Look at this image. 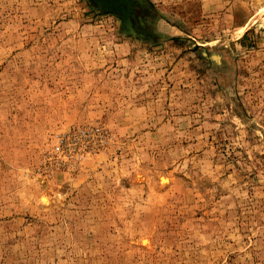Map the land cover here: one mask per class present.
<instances>
[{
  "label": "rangeland",
  "instance_id": "obj_1",
  "mask_svg": "<svg viewBox=\"0 0 264 264\" xmlns=\"http://www.w3.org/2000/svg\"><path fill=\"white\" fill-rule=\"evenodd\" d=\"M129 1L0 0V264H264V0Z\"/></svg>",
  "mask_w": 264,
  "mask_h": 264
},
{
  "label": "bare ground",
  "instance_id": "obj_2",
  "mask_svg": "<svg viewBox=\"0 0 264 264\" xmlns=\"http://www.w3.org/2000/svg\"><path fill=\"white\" fill-rule=\"evenodd\" d=\"M129 2H130L129 0H110L111 5H113L115 7L117 4V6L120 7L119 9H121L123 11H126V8L130 5ZM127 21L129 22V20H127ZM162 180L165 181L166 178L163 177ZM44 200H46L45 197H44ZM144 242H146V239H144Z\"/></svg>",
  "mask_w": 264,
  "mask_h": 264
},
{
  "label": "flooded vegetation",
  "instance_id": "obj_3",
  "mask_svg": "<svg viewBox=\"0 0 264 264\" xmlns=\"http://www.w3.org/2000/svg\"><path fill=\"white\" fill-rule=\"evenodd\" d=\"M104 2H105V3H108L107 5L109 6L110 0H107V1H106V0H103V3H104ZM119 6H120V5H119ZM109 7H112V8L118 9V10H120L121 12H123V10L119 9L120 7H118L117 4H116L115 7H114V6H109Z\"/></svg>",
  "mask_w": 264,
  "mask_h": 264
}]
</instances>
